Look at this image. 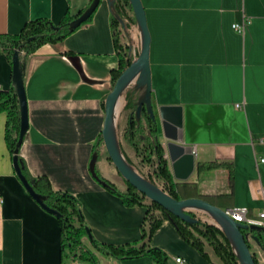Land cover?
I'll return each instance as SVG.
<instances>
[{
	"label": "crops",
	"instance_id": "1",
	"mask_svg": "<svg viewBox=\"0 0 264 264\" xmlns=\"http://www.w3.org/2000/svg\"><path fill=\"white\" fill-rule=\"evenodd\" d=\"M140 1L150 34L151 105L170 171L161 106L180 107L178 139L195 161L183 181L195 182L197 192L211 196L218 207H246L255 215L263 204L260 186H264V162L256 163L264 157V0ZM88 2L0 0V34L18 33L25 22L36 18L58 23ZM132 14L125 9L120 43L135 51L140 32ZM110 15L108 0H100L89 20L63 40L44 43L25 58L28 129L19 149L24 167L31 177H46L52 189L74 195L99 242L156 246L165 252L168 264H224L209 245H204L202 254L186 242L161 214L151 236L142 238L146 206L124 205L90 174L88 164L95 150L103 152L95 162L100 174L111 181L118 173L98 141L104 100L112 88L111 71L118 62ZM244 19L248 23L243 33L235 31L232 24ZM12 88L11 62L0 50V89ZM123 106L124 99L119 103L116 133L121 150L135 163L138 158L122 138L128 116ZM5 118L0 111V264L73 260L158 264L148 255L122 259L104 254L92 246L88 235L81 241L90 254L61 251L57 218L32 199L14 171L4 139ZM210 161L232 164V189L225 167L196 172L197 164ZM228 194L229 199L220 197Z\"/></svg>",
	"mask_w": 264,
	"mask_h": 264
},
{
	"label": "trees",
	"instance_id": "2",
	"mask_svg": "<svg viewBox=\"0 0 264 264\" xmlns=\"http://www.w3.org/2000/svg\"><path fill=\"white\" fill-rule=\"evenodd\" d=\"M89 0L86 7L75 12H67L64 17L58 22L53 23L47 18H36L29 20L23 24L18 33H2L0 34V50L5 53L8 60L11 62L12 54L18 53L19 64L24 78V61L25 58L34 52L44 43H54L63 40L66 36L72 33L77 27H72L70 22L78 17L91 3ZM124 7L132 12L131 5L128 0H112L110 24L112 28V37L114 46L118 56L117 66L111 71V82L114 84L120 73L133 61L132 50L129 46L122 47L120 43L119 24L125 14ZM95 10V9H94ZM91 15L82 23L89 20ZM133 20L134 16L131 15ZM81 23V24H82ZM80 24V25H81ZM143 93V88H137L135 85L128 86L122 93L124 99L123 110L127 111V122L122 131V138L133 150L138 162L141 165H146L149 168L147 175L142 174L134 164L124 155L126 161L144 178L158 185L162 190L168 193L171 197L179 200L190 197L202 198L211 204L212 198L209 195H201L197 192L196 183L189 181H177L173 178L167 159L164 154V149L157 135L156 120L147 111L143 105L140 110V116L137 118L135 109L138 99ZM0 111H4L5 126L4 139L11 156L14 153L18 154V158L22 161L19 154L20 145H18L19 131V102L15 89L2 90L0 89ZM99 143L103 145L101 133L98 137ZM121 149V148H120ZM122 151V150H121ZM94 153L99 156L98 150ZM106 158L110 161V158ZM111 162V161H110ZM24 164V163H23ZM225 167L228 170V180L230 189L233 188V168L230 162L226 161H210L208 163L197 164L196 172L213 168ZM96 182L116 194L121 198V201L126 206L145 205L146 218L151 219L147 229L141 226V237H150L155 228L160 224L161 218L151 212L152 209H158L162 217L167 218L175 227L178 234L190 245L196 248L200 253L204 254L203 247L205 244L213 248L214 252L220 257L224 264H239L238 258L220 228L211 222L199 218L194 211H188L192 217H196V221L187 223L176 216L168 213L157 203L148 201L146 197L137 191L126 180V188L118 189L113 183L105 179L94 166ZM22 173L30 182L35 192L45 197L46 205L58 212V223L61 232V251L65 248L70 252H77L78 255L90 254L88 249L81 241V237L88 235L90 243L98 251L114 256L116 258H134L142 255H148L153 258L158 264H168L167 255L165 252L156 246L151 245H135V244H120L112 245L97 241L92 237L89 227L84 221L81 207L74 195L65 190L52 189L48 179L44 176L31 177L26 168L23 167ZM229 199L231 194L221 195ZM214 205V204H213ZM87 230L89 233L87 234ZM242 233L248 236L253 235L257 239L259 249L264 253V231L262 229H241ZM247 245L252 253L255 264H259V256L251 247L252 244L246 240Z\"/></svg>",
	"mask_w": 264,
	"mask_h": 264
},
{
	"label": "water",
	"instance_id": "3",
	"mask_svg": "<svg viewBox=\"0 0 264 264\" xmlns=\"http://www.w3.org/2000/svg\"><path fill=\"white\" fill-rule=\"evenodd\" d=\"M100 0H92L90 5L75 19L70 22L72 27L79 26L84 22L97 7ZM137 27L140 32V47L138 55L133 61L120 73L116 78L110 92L104 100V119L101 128V136L107 156L111 163L117 169L121 177L132 185L137 191L142 193L147 199L157 203L168 213L176 216L180 220L191 223L196 221V217H192L188 211H199L211 217V223L221 229L225 237L231 244L239 264H255L252 253L247 245V234L242 233L241 229H262L255 225H246L234 220L230 217L225 209L211 204L210 202L198 198L190 197L185 199H175L162 190L158 185L152 183L148 179L140 175L125 159L118 142L116 133V118L119 113V103L123 100V91L130 85L137 88H143V93L138 99L135 115L140 116L141 107L144 105L147 111L156 120L151 105V79L149 65V47L150 34L146 24L144 8L140 0H128ZM111 8L112 0H108ZM11 75L15 86L19 102V131L18 145L23 141L24 135L28 129V112L26 95L24 91V83L22 70L19 64L18 53L15 51L11 57ZM159 116L163 135L166 139L164 145L167 152V158L170 162L171 172L174 178L178 180H186L195 167L194 155L182 145L178 139V129L181 126L180 107L161 106L159 108ZM166 157V156H165ZM14 171L20 182L28 192V194L38 203V205L58 217V212L46 205L45 197L32 188L30 182L22 173L24 164L18 158V154L11 156ZM97 154L92 153L89 160L88 169L92 177H95L94 166ZM89 230H87V234ZM251 238L257 242L256 237Z\"/></svg>",
	"mask_w": 264,
	"mask_h": 264
},
{
	"label": "built area",
	"instance_id": "4",
	"mask_svg": "<svg viewBox=\"0 0 264 264\" xmlns=\"http://www.w3.org/2000/svg\"><path fill=\"white\" fill-rule=\"evenodd\" d=\"M124 9H127V8L124 7ZM246 23H248V20L244 19L240 23H233L232 28L239 33H243ZM119 29H120V35H121V32H122L121 24H119ZM132 54H133V59H135L137 57L136 52L132 51ZM236 106L239 107L240 105H236ZM257 162H264V157L259 158L258 161H256V163ZM260 196L262 198L263 204H262L261 208L257 211V213L253 216L249 213V210L246 207H230V208H226L225 212L230 217H232L234 220H236L240 223L246 224L248 226L249 225H255V226L261 227L262 230L264 231V186H260ZM1 201H2V198L0 196V202ZM151 212H153L154 215H156V216H159L161 214V212L158 209H152ZM150 222H151V219H149V218L145 219L144 225H145L146 229L149 227ZM247 238H248V240H250L249 238H251V236L247 235ZM175 260L178 262L182 261V259L180 257H176ZM68 264H81V263L79 261L73 260V261H70Z\"/></svg>",
	"mask_w": 264,
	"mask_h": 264
},
{
	"label": "rangeland",
	"instance_id": "5",
	"mask_svg": "<svg viewBox=\"0 0 264 264\" xmlns=\"http://www.w3.org/2000/svg\"><path fill=\"white\" fill-rule=\"evenodd\" d=\"M135 52H136V54L138 55V52H139V49H137V50H135ZM121 101H123V100H121ZM122 152L125 154V156L127 157V158H129V155H128V153L125 151V149L124 148H122ZM99 153V155H101V154H103V152L101 153L100 151L98 152ZM104 154H105V152H104ZM106 155V154H105ZM134 164V166L142 173V174H144V175H147L148 174V172H149V168L146 166V165H141V164H139V162L138 161H135V163H133ZM113 165V164H112ZM96 167V166H95ZM96 169L98 170V166L96 167ZM99 171V170H98ZM111 171H113L114 172V170H111ZM110 181V180H109ZM111 183H113L118 189L121 187V185H122V187H126V185H125V181H124V179L121 177V175L120 174H118L117 172H114V175H112V180L110 181ZM118 185H119V187H118ZM147 199V198H146ZM148 201H150L149 199H147ZM194 212L196 213V215L199 217V218H201V219H203V220H205V221H208V222H210L211 221V217L210 216H208V215H206V214H204V213H202V212H199V211H196V210H194ZM88 226V225H87ZM89 227V226H88ZM250 240V242H251V244H252V248L256 251V253L259 255V264H264V253L259 249V246H258V244L252 239V238H249Z\"/></svg>",
	"mask_w": 264,
	"mask_h": 264
}]
</instances>
